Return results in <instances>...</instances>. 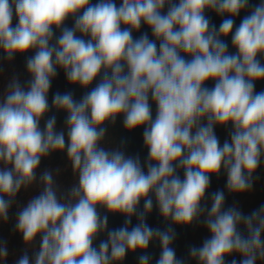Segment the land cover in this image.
I'll use <instances>...</instances> for the list:
<instances>
[{
    "label": "clouds",
    "instance_id": "1",
    "mask_svg": "<svg viewBox=\"0 0 264 264\" xmlns=\"http://www.w3.org/2000/svg\"><path fill=\"white\" fill-rule=\"evenodd\" d=\"M142 26L151 38L133 35ZM0 53L23 57L28 76L14 70L0 89V223L16 205L24 245L11 264H123L128 253L150 264L154 241L156 264H264V204L245 214L224 190L208 193L222 173L227 193H250L264 165V0H0ZM58 69L85 89L79 100L56 92L49 104ZM52 109L67 113L63 128ZM118 118L143 128V162L109 136ZM55 152L71 167L67 188L60 169L38 171ZM154 208L163 229L146 222ZM109 214L123 225L110 228ZM194 224L210 236L178 258L176 226ZM11 255L0 241V264Z\"/></svg>",
    "mask_w": 264,
    "mask_h": 264
},
{
    "label": "trees",
    "instance_id": "2",
    "mask_svg": "<svg viewBox=\"0 0 264 264\" xmlns=\"http://www.w3.org/2000/svg\"><path fill=\"white\" fill-rule=\"evenodd\" d=\"M92 3H96L97 0H91ZM116 2L119 4V0H116ZM261 0H250L251 4H259ZM211 20L213 24H215L217 27H219L222 17L218 16L216 13L212 11H206L205 13ZM247 12H241L240 17L235 18V23L238 25L240 23L241 18L246 15ZM17 21L13 20V24H15ZM68 26L72 25V21L69 20ZM147 31L149 33V36L151 38V30L147 28V26H142L140 32L133 33L134 36H139L140 33ZM59 34V33H57ZM229 51H235L230 44L229 40ZM2 55V53H0ZM31 55V53H29ZM0 67H3L4 73L3 75H0V89L3 88V86L6 83V78L10 77L15 70L18 73H21V79L26 80L28 79L26 69H25V62L24 58L17 56L16 60L12 64H8L7 62L0 61ZM212 82L209 81L208 85L211 86ZM95 85V82L93 86ZM261 90H264V82H257L256 83V91L259 92ZM68 91H72L74 94V98L76 100H79L82 95L85 92V89L80 88L78 85L74 86L68 83V81L65 78L64 72L62 70L58 69V75L56 78L53 79L52 85L49 92V104H51L52 96L56 92L65 93ZM56 115L57 118V128H63L64 127V120L67 115L65 112H57L55 109H52L48 113V116ZM153 115H155V106L153 105ZM230 127V126H229ZM216 135L220 140V143L223 144V142L228 139V130H226L223 127H217L215 129ZM143 128H138L132 132H128L124 129L122 124V118H118L115 125H109L108 126V134L111 138H113L117 144L123 140L125 141L124 145V151L128 155H136L139 154L141 157V160H143L147 157V149L144 147L143 144ZM45 169H60L59 175L57 176V182L61 184L64 188L69 187L73 182V174L71 171V167L68 165V160L66 153L61 152H55L53 153L49 158L43 159L40 165V168L38 171H43ZM179 175L181 178H183V171L180 170ZM256 175L259 177L254 182V185L256 188L250 193H244V194H229L227 193L225 189L226 184V176L222 173L219 177L212 176L211 177V184L210 188L208 190V193L214 192L216 190H224L226 195V206L233 205L234 198L243 197L246 196V199L243 200L238 207L242 212L245 214H249L251 211L259 208L261 204H264V165H262L258 170ZM38 192L36 189H30L29 191H21L17 196V201L20 205H24L27 200L34 195H37ZM210 204V202H209ZM16 205H14L10 209V219L8 224L0 223V241L7 240L8 241V247L10 250V253H13L14 255H11L9 257V264H11V261L17 258L24 247L22 238L13 232V226L15 223V213L17 211ZM124 217L120 215H111L109 214V227L110 228H118L121 227L124 223ZM137 219L135 217L132 218V226H134L137 223ZM149 226L151 227H159L163 229L165 227V223L163 221V218L159 216L158 211L154 208L152 213L147 217V221ZM176 233L177 237L174 241L172 247L176 250V254L178 258L181 257H187L188 255V248L189 246L195 245V246H201L203 241L210 236V233L207 231V229L203 226V224H194L190 227H179L176 226ZM105 237L101 236L100 239H104ZM99 241H96L98 244ZM148 253L151 255L152 259L150 261V264H156V260L159 258L160 255V247L158 242H152L149 245ZM31 254V253H30ZM140 253H128L126 255L125 260L123 261V264H138L137 256ZM188 264H196L195 261H189Z\"/></svg>",
    "mask_w": 264,
    "mask_h": 264
},
{
    "label": "rangeland",
    "instance_id": "3",
    "mask_svg": "<svg viewBox=\"0 0 264 264\" xmlns=\"http://www.w3.org/2000/svg\"><path fill=\"white\" fill-rule=\"evenodd\" d=\"M254 188H256V186L254 185ZM246 199V196H243V197H239V195H238V197L236 198H234V200H233V204L235 203V204H237V205H239L243 200H245Z\"/></svg>",
    "mask_w": 264,
    "mask_h": 264
}]
</instances>
